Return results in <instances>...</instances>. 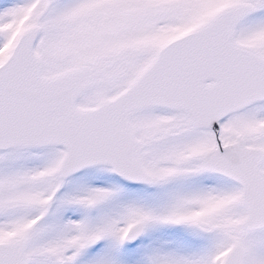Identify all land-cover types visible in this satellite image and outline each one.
<instances>
[{
    "label": "snow or ice",
    "instance_id": "1",
    "mask_svg": "<svg viewBox=\"0 0 264 264\" xmlns=\"http://www.w3.org/2000/svg\"><path fill=\"white\" fill-rule=\"evenodd\" d=\"M0 264H264V0H0Z\"/></svg>",
    "mask_w": 264,
    "mask_h": 264
}]
</instances>
